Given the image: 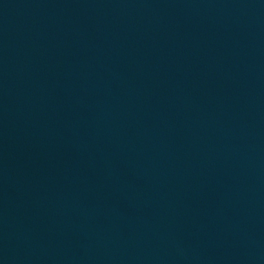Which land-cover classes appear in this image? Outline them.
<instances>
[{"label": "water", "instance_id": "obj_1", "mask_svg": "<svg viewBox=\"0 0 264 264\" xmlns=\"http://www.w3.org/2000/svg\"><path fill=\"white\" fill-rule=\"evenodd\" d=\"M0 264H264V0H0Z\"/></svg>", "mask_w": 264, "mask_h": 264}]
</instances>
